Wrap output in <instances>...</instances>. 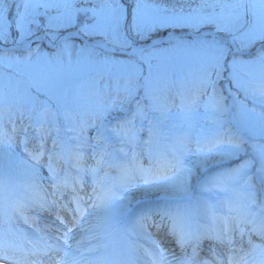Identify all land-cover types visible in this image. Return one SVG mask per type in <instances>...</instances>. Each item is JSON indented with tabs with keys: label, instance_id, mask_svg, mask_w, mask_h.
<instances>
[{
	"label": "snow or ice",
	"instance_id": "snow-or-ice-1",
	"mask_svg": "<svg viewBox=\"0 0 264 264\" xmlns=\"http://www.w3.org/2000/svg\"><path fill=\"white\" fill-rule=\"evenodd\" d=\"M75 3L24 0L26 9H62L45 21L46 28L53 19H66ZM105 3L109 11L102 8L95 23L80 21L77 15L76 22L59 27L55 36L60 43L55 47L29 40L23 55L0 54V70H13L12 74L0 71V78L17 77L15 91L26 81L30 101L26 109H18L19 127L15 113L0 106V146L19 149L16 175L0 176V264H264V168L257 170L259 178L249 174L253 161L248 148L255 145H248L231 127L223 129L224 118L233 109L247 117L244 109L250 86L264 97V51L251 61H229L235 93L225 95L220 84L223 76L213 80L211 69L202 71L177 93L179 107L189 120L202 96L206 97L203 110L209 125L220 131L194 140L187 132L170 137L148 118L152 112L165 120L169 111L167 97L158 90L166 54L215 52V48L176 41L169 48L147 53L140 49L141 62L137 63L128 53L118 52L124 46L117 45L97 59L96 50L77 44L68 28L79 23L77 32L82 35L90 28L97 34L108 31L111 2ZM240 6V0H232L229 10L216 21L218 31L223 30L221 24L227 28L239 23ZM250 6L258 10V22L244 35L255 41L264 37V0H251ZM24 19L21 14L16 23L18 43L36 36L33 21L23 23ZM210 23L201 21L200 26ZM11 32L10 25L9 36ZM9 43L0 37V48ZM238 63L243 65L242 76L235 72ZM91 72L114 76V86L109 90L106 84L101 89L98 80H87ZM74 81L79 82L73 85ZM65 83L73 86L61 93ZM53 94H59V103H53ZM80 100L86 104L81 105ZM113 111L119 115L109 120ZM6 112L11 114L10 120H5ZM25 112L27 123H23ZM105 127L108 135H101L97 128ZM222 145L236 155L219 161L204 176L185 162L193 154L220 155ZM161 184L188 195L194 184L197 193L215 190L229 195L219 205L207 201L194 205L187 200L185 205L138 210L127 224L116 221V205L121 202V208L127 207L123 203L127 193ZM25 186L44 194L22 201L17 192ZM29 212L36 217L43 213L44 225L37 227L38 220Z\"/></svg>",
	"mask_w": 264,
	"mask_h": 264
},
{
	"label": "rangeland",
	"instance_id": "rangeland-1",
	"mask_svg": "<svg viewBox=\"0 0 264 264\" xmlns=\"http://www.w3.org/2000/svg\"><path fill=\"white\" fill-rule=\"evenodd\" d=\"M97 1V6H94L92 4V2H94V0H76L75 3V7L77 5H90L92 7V10L95 9L96 12H94V21L97 20V13L103 8L106 11H109V5L107 3H105V0H96ZM217 1H221V0H136L134 5H131V8L134 7V15L138 21V27H137V41L141 42V43H147L149 40L146 39V35L147 33H154L155 32V24H159L162 23V21L164 19L170 21L172 24H174L175 28L178 29H187V30H193L197 33H204V31H206V29H204L205 27H201L200 26V22H211L212 26L216 27V21L220 18V16L224 13H226L229 9L228 8H217V6H215V2ZM225 1V0H224ZM11 2V8L13 7V3L12 0H0V37L3 38H7L10 40V43L5 45L3 48H0V54H3L5 51H7L9 54L15 53V54H20L23 55V52H16L15 50L17 48H20L19 45H22L23 41H25L26 39H24L22 42L18 43L16 41V37H17V33L15 31V28H12V34L11 36L7 35L6 32V27L7 25L10 23L12 24V16L8 17V15L6 16L4 12H2V9L5 8L6 6H8ZM50 3V1H47ZM111 2V15H112V26L109 28L108 31L104 32L101 34L100 38L104 39L107 43H111L114 46L117 45H122L124 46L123 48L127 47V43H126V29H125V24L123 22V18L125 17V14L128 12V7L126 4H124L123 0H110ZM226 3L231 4L232 0H227ZM251 0L249 1V12L246 14H242L239 15L240 16V20L239 23L236 26L233 27H227L225 28L223 24H221V28L223 30L229 31V32H233L235 31L237 28L241 27L242 24H244L245 20L249 21V23H251V25L247 28L249 30V28L256 24L258 22V10H256L257 15L256 16H251V6H250ZM50 11L49 13L47 12V15H49L50 17H56L58 16L61 11H55L56 7H49ZM175 8H179L182 9V12H184L183 15H171L168 13H164L165 10H169V11H174L176 12L177 10ZM240 8V7H239ZM237 9V11H240V9ZM188 10V12H187ZM29 13V10H27ZM33 13L34 10L32 9ZM187 12V14H186ZM30 15H33L32 12L30 11L29 13ZM25 15V13H24ZM92 16V15H90ZM73 18V13L71 12L69 14V16L66 19L63 20H59L57 25H56V31L58 30L59 27L62 26H67L68 23L67 21H70ZM187 20L190 21V26H187ZM23 23H27L26 22V18L24 19ZM95 23V22H93ZM92 24V23H91ZM13 25V24H12ZM203 29L201 31H198L199 29ZM247 30V31H248ZM49 36L51 37V41H55L56 40V36H55V32H53V26H51L49 28ZM218 31V30H217ZM97 31L94 29H89L88 33L84 36H87L88 38H97L96 35ZM172 33H176V31H172ZM245 33V32H244ZM244 33L241 34V40H240V44L243 47H246V49H251L254 47V40L251 38H248L244 35ZM160 34V33H159ZM190 35V34H189ZM38 35L34 36L37 37ZM190 36H180L179 38H186L183 40H179V41H183L185 43H189V41L187 39ZM209 36H203L200 39V42L197 45H209L212 46L209 43L208 40ZM263 38V37H261ZM73 40H75L74 38H72ZM76 41V40H75ZM38 43L43 44V42L39 41ZM78 44V42H76ZM227 45V47H225L223 44L218 45V46H213L215 48V52H213L212 50H209L208 52H176L172 58L176 59V58H183L186 61L185 62H189L191 60L187 59L189 58H195L196 56V60L200 61L202 64V68H204L205 70H209L211 69L214 72L213 75V80L216 79V70H217V65L220 64V61L222 58H224L225 56H228V48L230 49V45L227 44V42H223ZM89 48H93L96 50L97 53V59L99 58V56H101V54H99L97 52V47L96 46H89ZM168 48V47H165ZM77 58V53H76V48L74 47L72 50V59L73 61H75ZM65 63L67 62V57H64ZM136 60V59H133ZM251 61V60H250ZM137 62V61H136ZM141 62V61H140ZM156 62L153 61V64H155ZM165 63V62H164ZM164 66V64H163ZM243 65L241 64H237L236 68H235V72L242 76L243 73L241 71ZM194 68V67H193ZM190 70V69H189ZM0 71L3 72H8L9 74H12L13 70L10 69H2ZM234 71V69H233ZM173 71L171 70L170 73L172 75H174V73H172ZM190 72L192 73V77L193 80H195V78L201 73V71L199 70L198 67H196L195 69H191ZM17 77H15L14 75H12L11 79H9V77L5 76L3 78H0V106H2L5 110L7 109H11L12 113H15L16 118H17V125L18 127L21 125V121L19 120V111L18 109L23 107V108H27L28 104H29V96L26 94L25 90L28 88V84L26 81H23L22 83H20L18 85L19 87V91H15V89L17 88ZM22 79V78H20ZM114 76L112 75H108L106 73L103 72H91L88 74L87 76V80L94 82V81H99V87L101 89L104 88V86L107 84L109 86V90H111V88L114 86ZM79 81H74L73 85L75 83H77ZM220 83H224L225 86H227V95H229V93H235L237 91L236 88L231 87V89L229 88V86H231L232 84L229 82H226L225 80L220 81ZM73 85H70L68 83H65L61 89L60 92L62 93L64 89L66 88H70ZM182 87H187L185 84L177 82L175 79L172 78L171 75H163L162 76V82L160 85V88H158L159 90V94L162 96H166L168 99V108L169 111L167 113V118L165 122H170V124L166 123L164 126L159 125L162 128L166 127V126H171L172 124L176 125L174 127H176L177 129H184L185 132H187L191 138L199 136L200 135V129L199 128L201 125H207V120H206V114L203 110V100L206 99V97L202 96L201 102L196 106V109L193 111V114L189 119L185 118V115L182 114L177 107L176 103V99L174 97V93L173 91L176 89L178 91H181ZM55 91V90H54ZM34 94V93H33ZM69 96H71V92L69 91ZM231 98V97H230ZM242 100L245 99L244 96L240 97ZM251 100L253 102H251ZM52 101L53 103H59L60 102V96L59 94H53L52 95ZM179 101V98H178ZM78 103H80L81 105H85L86 101L85 100H80ZM246 105L247 107L244 109L245 113H247V117H251V118H247L245 116H241L238 115L235 111V114L237 117L242 118L243 122L241 121V128L243 127V129H250V132L252 133V135L254 137H260L261 140L264 139V123H261L262 121H264V97H262L261 95H259V93L254 92L252 90V87H249V91L247 94V99H246ZM253 109H255V111H252ZM119 115L118 112L113 111L111 113V116H109V120H112L114 118H116ZM235 116V120L237 121V117ZM11 114L7 113L5 114V120H10ZM238 118V119H239ZM154 120L157 122H162V120L159 119V113H156V115L154 116ZM28 122V113L25 112V119L23 121V123H27ZM238 122V121H237ZM139 123V121H138ZM242 123H244L245 125L242 126ZM96 124H99V120L96 121ZM145 124L147 125V121L145 122ZM204 128H208L206 126H203ZM97 131L102 135L103 133V128H97ZM259 143L261 145L264 146V140L263 141H259ZM220 150V149H219ZM218 150V151H219ZM220 155H202V159H199L198 162H195L192 166L194 170H200L201 168L205 167L208 168L210 166L216 167L218 166V162L221 160H228L229 158H231L233 155H231L230 153L224 151V152H219ZM19 154V149H15L14 151L9 149L7 146H0V162L7 167L8 169H10L15 175V158L16 156ZM195 154L190 155L188 157H186L185 160L188 161V163H192L195 160ZM256 157H259V150L258 148H256ZM141 161L143 162L144 159L141 157ZM215 161V162H214ZM202 162V164H201ZM198 163V166H196V164ZM211 169V168H210ZM212 170V169H211ZM210 170V171H211ZM23 184V183H22ZM22 188H26L27 187H22ZM44 188H47L44 187ZM155 188H165L170 195L173 196H181L183 195L182 193H179L177 191H175L174 189H172L171 187L165 185V184H161V185H156L153 186L151 188L148 189H155ZM143 189L144 188H140ZM212 192V191H210ZM209 193V192H206ZM217 193H220V197L217 198V200L221 201L223 200L222 197H224L222 193L224 192H219L217 191ZM197 201H206L205 198H202L201 195L197 194ZM216 201V200H214ZM120 203L118 202L117 205L120 207ZM217 203V201H216ZM116 205V206H117ZM159 207V205L157 206ZM156 208V207H155Z\"/></svg>",
	"mask_w": 264,
	"mask_h": 264
},
{
	"label": "bare ground",
	"instance_id": "bare-ground-1",
	"mask_svg": "<svg viewBox=\"0 0 264 264\" xmlns=\"http://www.w3.org/2000/svg\"><path fill=\"white\" fill-rule=\"evenodd\" d=\"M212 35H214L216 38L218 39H227L226 37H223L219 34H215L213 32H211ZM175 36V34L173 33H167V34H162L159 35L155 41H160V40H165V39H170L173 38ZM228 40V39H227ZM153 41V42H155ZM229 41V40H228ZM45 42H47L48 44H50V41L45 39ZM100 46H102L103 48L109 49V46L107 44H103V43H98ZM141 48V46H138L136 48H134V51H137ZM215 162V161H214ZM45 185V184H44ZM43 185V186H44ZM19 192L28 200L31 201L32 199H34L37 195H43L44 193L39 191V190H31L29 189L28 191H25L24 189H19ZM153 196H160V197H171V195L169 194V192L165 189H135L133 191H131L130 193L126 194L125 200L123 201V203L127 204L129 202H131L132 200L136 199V198H141V197H153ZM154 204V203H153ZM162 205H167L168 201H162L161 203ZM155 207V206H154ZM146 208H153L151 206V204H145V205H141L139 210H144ZM43 214V213H42ZM29 216H33L31 214L28 213ZM44 215V214H43ZM44 225V217L42 218V220L38 221V224L36 225L37 227H41ZM28 234V233H27ZM30 237V234H28ZM177 254L179 255V250L177 249Z\"/></svg>",
	"mask_w": 264,
	"mask_h": 264
}]
</instances>
